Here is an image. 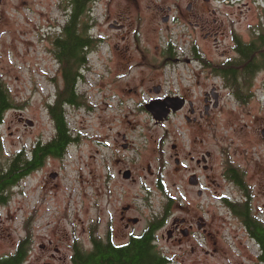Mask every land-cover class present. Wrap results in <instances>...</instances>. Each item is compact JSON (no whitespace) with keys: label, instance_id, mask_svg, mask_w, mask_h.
<instances>
[{"label":"rangeland","instance_id":"374dc122","mask_svg":"<svg viewBox=\"0 0 264 264\" xmlns=\"http://www.w3.org/2000/svg\"><path fill=\"white\" fill-rule=\"evenodd\" d=\"M35 1L39 3L33 14L26 0H0V81L14 104L0 127L5 144L2 162L16 152H31L39 141L47 143L56 134L48 103L64 92L65 81L46 48L52 45L60 18L56 0ZM92 5L89 34L99 39L98 45L88 56L79 102L66 104L75 140L64 155L50 156L22 179L10 191L9 201L0 204V257L27 239L30 251L24 264H70L73 241L88 249L90 235L103 234L109 220L117 222L123 205H135L132 214L141 220L135 229L141 232L152 218L161 219L170 204L171 222L186 217L194 224L183 245L167 241L165 229L159 232L158 245L171 258L170 264H259L260 249L224 202L246 197L243 188L226 177L227 168L234 166L247 175L252 212L264 221V70L251 87L244 85L243 94L249 97L239 99L221 86L220 106L211 110L195 143L190 140L195 136L193 126L184 118L187 111L157 122L144 102L158 95L147 89L158 83L165 92L188 88L189 96L196 98L203 94L198 80L205 81L207 89L226 82L209 72L196 77L198 62H176L163 53L173 43L179 55L188 56L189 41L202 40L187 10L188 0H95ZM211 7L217 10L214 30L219 32L220 51L228 48L231 56L236 53L231 50L233 38L248 41L264 30V1L212 0ZM167 13L171 20L164 23ZM115 20L125 22L127 32L112 28ZM123 33L130 41L139 35L137 55L150 49L147 65L125 69L121 52L112 51L114 44L124 45ZM220 51L209 56L222 60ZM165 57L168 60L162 62ZM142 76L145 84L130 92ZM123 134L132 143L128 149L123 148ZM173 136L180 145L179 169ZM195 150L212 153L211 169L200 171L199 187L189 182L190 152ZM121 169L132 170L136 181L123 178ZM200 218L208 223L211 235L198 229ZM49 240L54 241L51 247ZM42 244L48 248L42 249Z\"/></svg>","mask_w":264,"mask_h":264},{"label":"flooded vegetation","instance_id":"af4514ba","mask_svg":"<svg viewBox=\"0 0 264 264\" xmlns=\"http://www.w3.org/2000/svg\"><path fill=\"white\" fill-rule=\"evenodd\" d=\"M81 1L84 4V6L82 8L85 10V13L82 15V20H84V18L87 16L86 25L90 26L89 27V30H90L93 27V24H90L88 22V18L90 17V20H93V18H92L93 5L92 4L95 0H81ZM261 1L263 2L264 0H261ZM35 3H39V2H36L35 0L34 1L26 0L27 8L33 14L36 13L35 7H34ZM211 3H212V0H188L187 10L189 11L190 15L196 20V22L195 23L192 22V24L194 25V28H196L199 31L200 36L202 38L201 41L196 40V39L193 41L192 40L189 41V43L187 44V46H188L187 49H188L189 55L188 56L179 55L178 51H177V49L173 43H171L169 46H167L165 48V50L163 51V53L167 57L171 56L169 58V60L172 59V57H175L176 62L179 61V62L188 64V63H191L192 61H194L196 63V65L199 63V66L198 67L196 66V69L194 70L196 77L201 76L202 74L206 75V73L209 72L212 76L214 75V77H220V78L225 80V78L222 74V70H223L224 65L226 63L231 62L233 59H236L238 57V52L236 50L238 38H236V37L233 38L234 49H231V50L236 51L234 56L230 55V50L228 48H224L222 51H220V45H219V39H218L219 32L214 30V25H216L219 20L215 17V15L217 14V10L215 8L211 7ZM55 8L59 12L58 18H60V19H58L56 21L57 24L54 27V30L56 32H55L54 38L51 40L52 45H51V47L46 48V49L51 54V56L55 59V61L58 63L59 72H60V74H62L61 61L59 59L62 50L59 46H60L61 41L64 40V36L67 33V28L74 25L73 19L76 15V12L78 11V0H56ZM163 10H165V9H163ZM2 18L3 17L0 14V22L2 21ZM62 18L64 20L63 22H62ZM165 19H167V20H165ZM26 20L28 21V24H30L31 20L28 17L26 18ZM162 20L164 23H167V22L169 23L171 20L170 14L169 13L165 14L162 17ZM111 27L116 28L119 31L125 30V32H127V29H126L127 24L125 22H121L120 20H115V23L111 24ZM130 32H132V31H130ZM211 39H212V41H211ZM130 40H131L130 35L123 33L121 41H122V44L124 43V45L114 44V46L112 47V51L114 53L121 52L120 56H121V60L125 64V66H124L125 69H127V70L132 69V71H133L135 69H139V67H141L143 64H145V65L148 64L146 55H147V53L150 52V49H142V51H139L140 54L137 55L136 50H137V48L139 49V46L141 45L139 35L137 36V34H136L133 41H130ZM252 40H253V38H251V40H248L246 42L249 43ZM149 41L152 42L153 40L149 39ZM93 49H95V48H93ZM93 49H90L88 47H86L84 49L87 52V63H88V56L90 55L91 50H93ZM216 51H220L219 56H220V58H222V60H218L216 58H211L209 56L210 54H215ZM108 59H110V58H108ZM125 60H127V61L129 60V62H125ZM167 60L168 59H166V57H165V60L162 62H166ZM150 63L152 65H155V63L152 61ZM86 67H87V64L83 65L81 72H80V76H78V78H77L76 95H77L80 83L82 82V80L85 79L84 70ZM251 69L253 71V68H251ZM263 70H264V68H260L257 71L255 76H257ZM55 79L56 78H54V80ZM145 79L146 78L144 76L141 77L140 81L135 78V80H137L136 85H135V87L130 88L129 91L130 92H132L133 90L136 91L139 86H143L145 84V81H144ZM140 83H142V84H140ZM63 85H64V87H63V89H64L65 84H63ZM196 85H198L199 87H202L203 94L199 97L192 98L189 96L190 90L188 88H181L179 91H173L172 90V91L165 92L163 85L158 83V84L154 85L153 87L147 88L149 93L155 92L158 95H156L155 98L150 97L148 100L144 101L145 102V108L148 109L152 113V115L155 111V108L163 109L161 111H157V114H164V113L168 112V110H169L167 117L163 120H156L157 122H162L164 120L165 121L170 120L172 117L180 114L181 112L187 111L186 113H184V118L190 125L193 126L191 128V130H192L191 134L194 133L195 136L193 139H190V140L195 142V143L197 142V140L200 139V136L203 133V127L205 126V121L208 119V116L210 115L211 110L218 108V106H220V101L222 100V91L220 90L221 86H222V89H224L225 91H229L232 94H235L237 92V88L234 87V85L229 84L228 82H224L222 85H219V86L217 84H213L209 89H207L208 86L206 85L205 81L200 82L198 80L196 82ZM262 88H264V86ZM132 94L135 95L137 93L133 92ZM59 98H63V92L59 91L58 94L56 95V100L54 102L48 103V110H49V106L52 105L53 103H55ZM79 98L80 97L78 96V98H77L78 102H79ZM201 103L203 105V109L200 108ZM21 119H23V118H21ZM54 123H55V121H54ZM55 126H56V124H55ZM56 135H57V127H56L55 136ZM173 137L175 138V140L173 141L174 142L173 149H175V151H176L175 162L178 165L177 169H179L180 168L179 165L181 163V159L179 156L180 155V151H179L180 145L178 142H176L178 137L177 136H173ZM122 138L124 140L123 148L124 149L130 148L132 143L128 141L126 134H123ZM39 142L41 144H46V143H43L41 141H39ZM197 150L190 152L191 161L193 163V166L191 168V170H193V171L190 174V178L192 176L195 177L198 180V183L192 184L190 182V178H189V182L192 186L199 187V186H201L202 179H203L200 171L205 173L206 171L211 169L209 162L211 160L210 158L212 156V153L209 152L210 155L208 156L207 155L208 152H206V151L205 152H198ZM32 151L33 150H31V152ZM31 152L27 153L28 157H30ZM259 168L260 167H258L256 169H259ZM127 171H130V173H131L129 178L124 177V173ZM229 171H230V173H229ZM233 171H235L237 173V175L240 177L239 179L230 177V174H233ZM238 172L242 176H240V174ZM120 174H122L123 178H125L127 181H130V180L132 182L136 181L135 178L133 177L132 170H130V169H121ZM226 177L228 180L232 181L237 186H241L243 188L242 191L246 197H244V199H242V200L225 201L224 204L227 205L231 209V211L234 213L236 219L238 220V223L243 226L245 232L256 243V245L260 249V253H261V252H263L262 244H261L260 240L258 239V237L255 235L254 231L250 229V228H252V225L250 226L247 223H245V219H244L245 214L244 213H238L239 210H236V208L238 209L239 206H241V207L247 206L249 208V211H250L252 217L255 218L258 222L261 221L264 224V221L261 220L258 216L254 215L252 212L251 198H250L251 195H250V193L248 194V191H246V188H245V186L249 185L247 182V175L241 173L240 170L237 169L236 167L229 166L227 168ZM200 191L202 192V190L200 189L198 191V193ZM199 195H202V194H199ZM135 208H136L135 205H133L132 203H127V204L123 205L121 208V211L119 212V215H117V222L109 220L104 233L101 235H97V236L100 237L101 240L105 244L111 243L114 246L120 247V246L126 245L133 237L141 235L143 232H145L147 229H149V227L151 225H154V224H158V225H156L157 228L155 230V236H156L155 242L157 243V245H158L159 240L161 238L159 236V232L164 230V229L167 231V238H166L167 241L173 242V243H176L179 245H183L184 242L188 238H190L191 235L193 234L194 224L191 223V219L186 218V217H174L172 219V222L170 221V219L172 218V217L170 218V216H171L170 215V204L168 207H166V210L165 209L163 210V214L161 215L162 216L161 219L156 220V219L152 218L148 222V224L146 225L145 229L141 232H138L135 229V227L139 223H141V220L138 216H134L132 214V211L135 210ZM198 223L203 224L202 228H199V226L197 224L199 230H202L205 235H211L209 228H208V223L206 222V220L204 218H200ZM168 233L170 234V236H168ZM164 237H165V235L162 234V238H164ZM90 241H91V245L88 247V250H92L94 247V237L92 235H90ZM53 244H54L53 240L48 241V246L51 247V246H53ZM76 245H77V240H74L72 245H71L72 254H71L70 264H75L73 256H74V251H75L74 246H76ZM48 246H46L45 244H42L41 248L46 250L48 248ZM54 250L57 254H59V252H60L59 248L54 247ZM55 256H56V254H52L53 258H55ZM60 259H63V258H60ZM258 263L264 264V259H261L260 256L258 257ZM45 264H56V263H45Z\"/></svg>","mask_w":264,"mask_h":264},{"label":"trees","instance_id":"16d2710c","mask_svg":"<svg viewBox=\"0 0 264 264\" xmlns=\"http://www.w3.org/2000/svg\"><path fill=\"white\" fill-rule=\"evenodd\" d=\"M83 6L82 1L78 0V11L73 19L74 25L67 28L64 40L59 46L62 50L59 59L65 88L63 98H59L49 106V111L57 127V135L46 144L39 142L32 149L30 157L22 150L16 152L10 160L2 162L5 144L0 132V204L9 201L10 191L22 179L42 167L50 156L64 155L70 143L75 140L67 121L66 104L78 102L76 81L83 65L87 64V52L84 49L86 47L96 48L99 41L98 38L89 34L90 26L82 20V15L85 13ZM236 50L238 57L224 65L222 74L226 82L237 88L235 94L239 99H242L250 96V94H243L244 85H247V88L251 87L257 71L264 68V30L256 32L253 40L249 43L238 36ZM13 105L8 89L0 81V127L4 122L6 112ZM240 176L242 175L240 174ZM230 177L240 178L235 171L230 174ZM227 199L225 198V201H229ZM236 210H239L238 213L245 214V216L243 215L245 223L252 225L250 229L254 231L263 248L260 258L264 259V224L252 217L247 206H239ZM156 225L158 224L151 225L141 235L133 237L126 245L120 247L111 243L105 244L100 237L93 235L94 247L92 250H88L80 244L74 246V262L75 264H170L171 258L164 254L155 242ZM27 242L28 240L24 239L13 253L0 257V264H23L30 251Z\"/></svg>","mask_w":264,"mask_h":264},{"label":"water","instance_id":"95a60500","mask_svg":"<svg viewBox=\"0 0 264 264\" xmlns=\"http://www.w3.org/2000/svg\"><path fill=\"white\" fill-rule=\"evenodd\" d=\"M165 20H167V19H165ZM161 110H163V109L155 108V111H154L153 115H154V118H156V120H163V119H165L167 117V114L169 113V110H168V112L164 113L165 115L164 114H157V111H161ZM28 123L32 125L33 124V121L28 120ZM262 134L264 136V129L262 130ZM207 155L208 156L210 155L209 152L207 153ZM130 174H131L130 171H127V172L124 173V177L125 178H129L130 177ZM52 176H56V173H53ZM190 182L192 184H197L198 183V180L195 177L192 176L190 178ZM199 194H202V192L200 191ZM198 226H199V228H202L203 227V224L202 223H198ZM168 236H170L169 233H168Z\"/></svg>","mask_w":264,"mask_h":264}]
</instances>
